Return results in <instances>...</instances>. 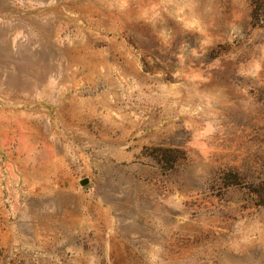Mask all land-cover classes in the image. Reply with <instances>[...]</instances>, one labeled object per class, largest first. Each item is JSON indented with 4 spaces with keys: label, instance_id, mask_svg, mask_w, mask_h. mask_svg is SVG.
I'll use <instances>...</instances> for the list:
<instances>
[{
    "label": "rangeland",
    "instance_id": "rangeland-1",
    "mask_svg": "<svg viewBox=\"0 0 264 264\" xmlns=\"http://www.w3.org/2000/svg\"><path fill=\"white\" fill-rule=\"evenodd\" d=\"M0 264H264L255 0H0Z\"/></svg>",
    "mask_w": 264,
    "mask_h": 264
},
{
    "label": "trees",
    "instance_id": "trees-1",
    "mask_svg": "<svg viewBox=\"0 0 264 264\" xmlns=\"http://www.w3.org/2000/svg\"><path fill=\"white\" fill-rule=\"evenodd\" d=\"M256 5H258V7H260L261 11H264V0H255Z\"/></svg>",
    "mask_w": 264,
    "mask_h": 264
},
{
    "label": "water",
    "instance_id": "water-1",
    "mask_svg": "<svg viewBox=\"0 0 264 264\" xmlns=\"http://www.w3.org/2000/svg\"><path fill=\"white\" fill-rule=\"evenodd\" d=\"M86 183H87V181L83 180L80 184L84 186Z\"/></svg>",
    "mask_w": 264,
    "mask_h": 264
}]
</instances>
